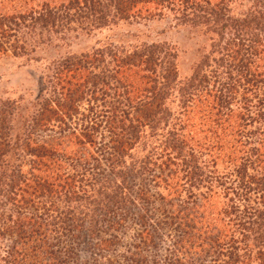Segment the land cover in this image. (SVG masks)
I'll use <instances>...</instances> for the list:
<instances>
[{"label":"trees","instance_id":"obj_1","mask_svg":"<svg viewBox=\"0 0 264 264\" xmlns=\"http://www.w3.org/2000/svg\"><path fill=\"white\" fill-rule=\"evenodd\" d=\"M59 1L20 0L21 5L13 7V16L0 13V53L11 47L18 48L8 44L9 38L26 40L20 28L27 20L31 29L35 26L65 28L64 24L72 17L70 10L76 15L83 11L81 16L101 25L111 10L113 16L121 20L130 16L150 18L159 16L163 5L173 8L177 4L186 18L203 25L210 36L211 51L200 59L191 77L178 89L183 93L179 97L182 103L178 115L188 118L193 103L199 102L200 125L228 126L222 134L235 135L241 154L236 161L229 162H233L230 172L218 178L223 185L232 183L229 186L231 192L243 202L249 201V192L260 194V203H257L260 207H254L255 201L241 209L234 205V213H239L233 221L240 229L237 238L233 233L212 235L213 230L202 224L198 225L201 229L198 232L196 222L201 223L203 219L194 216L202 206L196 204L189 209L192 215L187 214L186 223L182 225L191 230L187 231L186 239L178 237L176 245L184 257L195 256V246L203 252L204 257L189 258L191 264H251L252 261L264 264V0ZM149 4L156 10L151 11ZM161 48L144 45L127 52L108 50L107 53L95 52L57 62L53 79L60 91H53V97L45 100L24 121L28 126L26 139L17 146V149L29 148L31 160L27 170L9 164L6 155L12 144L8 136L0 135V238L13 240L7 252L10 254L7 264H30V255L38 254L45 247L49 240L47 235L51 233L59 235L56 245L61 244L62 250L55 252L56 245L49 244L48 248L52 247V250L47 254L55 264H63V258L71 255L74 247L80 246L81 242H75L78 234L89 242L82 244L93 243L92 246L105 249L109 244L107 239L94 242L99 234V224L105 222L106 228L122 225L125 213L121 214L119 210L127 201L142 200L144 203L148 200L143 187L138 188L134 196L125 193L135 170L141 177L149 165L147 159L131 160V150L144 137L143 128L153 132L160 127V122H166L170 117L168 97L180 85L174 53ZM232 100L237 102L236 109L231 107ZM83 102H86L85 107L81 106ZM233 119V126L228 130ZM174 120L172 128L159 131L162 142L152 150H159L160 158L165 157L159 164L161 168L177 165V158L181 162L184 181L190 185L197 182L199 186L211 178L203 177L191 148L185 155L181 153L174 160L170 159L169 153L179 147L178 143L184 144L175 131L178 120ZM101 124L106 132L103 144L95 142ZM251 126L256 128L247 130ZM39 133L46 138L33 139ZM95 161L110 169L106 181L108 187H115L113 194L107 197V206L102 202L105 198L100 189H89L93 182H99L102 187V180L95 179L92 171ZM101 164L96 165L101 168ZM165 176L171 177V174ZM86 177H89L88 182ZM229 187L226 190H230ZM88 198L94 203L91 211L96 217L92 215L85 219L80 214L83 210L89 212L92 205L79 202ZM136 218L140 227L146 223L147 217L143 214H137ZM66 235H70L71 242L62 240ZM151 237L150 232L143 229L140 238L147 243ZM177 256L168 264H184ZM1 261L4 260L1 258Z\"/></svg>","mask_w":264,"mask_h":264},{"label":"rangeland","instance_id":"obj_2","mask_svg":"<svg viewBox=\"0 0 264 264\" xmlns=\"http://www.w3.org/2000/svg\"><path fill=\"white\" fill-rule=\"evenodd\" d=\"M19 1L0 0V13L6 12V15L13 16L15 14L13 7L20 6ZM59 2L62 3L63 0ZM148 6L151 11L156 10V7L152 4ZM180 9L177 4L173 8L163 5L158 12L160 13L159 16L150 18L148 16H130L125 20L113 16L112 10L107 14L105 10L103 14L106 15L101 25L94 24L91 19H86L87 16H81L83 11H78L77 15L79 17H77L74 11L70 10L69 14L72 17L70 21L67 20L64 24L65 28L61 26L60 28L53 27V29L50 27L42 28L41 26H35L34 29H31V27H28L31 24L27 20L24 23L27 28H23L24 25L20 28L26 40L17 41L19 39L17 37L9 38L8 44L18 48L11 47L6 52L0 53V135L8 136L12 144V148L9 149L6 155L7 161L10 165L22 166L23 171L28 169L31 160L29 148L17 149L26 139L25 132L28 126L25 125L24 121L28 120L31 113L36 112L45 100L53 97V91H60L56 80L53 79V69L57 62L69 57H79L95 52L107 53L108 50L127 52L152 44L159 45V47H162L161 49H169L175 55L176 76L180 85L178 88L175 87L168 97L170 117H167L166 122H160V127L153 132L143 128L142 130H145L144 137L137 142L130 152L131 160L140 162L147 159L149 165L146 168V173L141 176L142 178L138 176V171L135 170V175H133L125 194L134 196L138 188L143 187L148 195V200L144 203L142 200L127 201L123 209L119 210V213H125V221L122 225L117 224L115 228H106L104 226L105 222L99 224V234L94 242L99 239H107L109 244L105 249L96 248L92 246L93 243L82 244L83 242H89L78 234L75 242L77 244L81 242V244L74 247L75 250L73 249L71 255L63 258V264H168L173 257H178L177 255H179L181 263L191 264L189 258L204 257L205 255L195 246L194 249L198 253H194L195 256H191L192 258L184 257L182 255L183 251H179V247L176 245L178 237L182 238L184 236V239H186L187 231L191 230V228L182 226L186 223L187 214L192 215L189 209L194 208L196 204L202 205L194 215L203 219L201 223L195 221L198 232L201 231L198 225L202 224L211 231L213 230L212 235L216 233H233L237 237L240 229L235 227L233 221H235L234 216L239 213H234V205L241 209L243 206H250V204H253L252 201H255L254 207H260L257 204L260 203L258 202L260 194L249 192L247 196L249 201L243 202L240 197L231 192L232 188L229 186L232 183L227 182L228 184L223 185L220 183L221 178L220 180L218 178L230 172L231 167H233L230 165L233 162H229L236 161L241 154L240 147L236 144L235 135L222 134L223 129L228 126L215 128L211 125H200L199 116L197 115V112L201 109L199 102L193 103L188 118L187 116L178 115L181 112L182 103L179 97L183 94L178 89L181 84L191 77L194 66L200 59L211 51L210 36L205 32L203 25L197 22H194V24L193 20L186 18ZM107 11L109 10L107 9ZM21 48L24 50H21ZM215 57L219 58L217 54H215ZM106 59L108 58L106 57ZM86 99L88 100V98ZM234 101H237V99ZM234 101H231V107L236 109L237 102ZM85 104L86 102H83L81 106L85 107ZM2 114L5 115V119L2 118ZM175 118L182 121L181 124L177 121L178 126L175 127V131L179 133V140L185 145H179L178 143L179 147L169 153L170 159L174 160L176 155L181 153V155H185L184 153L190 151L191 148L197 161V167L204 174L203 177L211 178L202 182L199 186L197 182L190 185L184 181L180 171L182 168L181 162L177 158V165H170L167 169L161 168L159 164L162 163L165 157L160 158L159 150H152L162 142L159 131L163 130L162 132H165L166 129L172 128L171 124L175 123ZM185 119L186 123L184 125ZM3 120L5 122H2ZM233 122L234 119L229 124L227 123L230 126L228 130L233 126ZM179 125L181 126L179 127ZM100 127L95 142L103 144L106 140V132L102 124ZM254 128L256 126H251L247 130ZM49 129L52 131L51 127ZM42 138L45 139L46 136L40 133L37 134V137H33L36 141ZM29 146H32V144L29 143ZM100 161L92 162V171L95 173V179L102 180V187H100L99 182H93L94 184L89 186V189H94V191L100 189L101 195L105 198V200L102 199V202L107 206V197L113 194L115 187H108L109 184L106 180H108L107 176L110 169H106L104 163L101 164ZM129 161V159L126 160L127 163ZM97 163L101 164V168L96 165ZM235 163H237L235 165H238V162ZM76 171L79 172L77 169ZM69 172L71 173V171ZM165 174H171V177L166 178ZM154 177H161L160 179L165 180L159 181L160 179ZM232 178H234V174ZM88 180L89 177H86L85 181L88 182ZM226 187H229L230 190H226ZM84 200L86 201L79 202V204H90L92 206L90 208L87 206L89 212L85 210L82 213L80 212V217L85 219L90 218L92 215L96 217V213L91 211V208H94V203L90 198ZM142 208L146 211L144 212ZM137 214H143L147 217L146 223L144 222L145 224L142 227H140V221L136 222ZM143 229L150 232V236H152L150 241L147 242L148 244L140 238ZM47 237L49 240L46 242L45 247H42L38 254H31L28 263L55 264L47 254L49 250H52V247L48 248V246L50 243L56 245V238L60 237L52 233L48 234ZM62 240L71 242L72 239H70V235H66ZM63 241L62 244L65 246ZM12 244L13 240L5 237L0 238V264H7L10 258V254H7V252ZM53 249L55 252L57 250L58 253L61 252V244L60 246L56 245ZM1 258L5 262L1 261ZM251 264L258 263L252 261Z\"/></svg>","mask_w":264,"mask_h":264}]
</instances>
